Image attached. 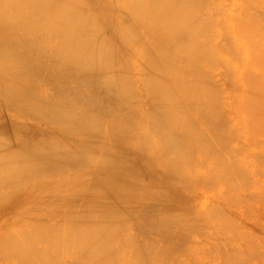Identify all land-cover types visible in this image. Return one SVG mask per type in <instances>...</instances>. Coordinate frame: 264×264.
I'll list each match as a JSON object with an SVG mask.
<instances>
[{
    "label": "bare ground",
    "instance_id": "1",
    "mask_svg": "<svg viewBox=\"0 0 264 264\" xmlns=\"http://www.w3.org/2000/svg\"><path fill=\"white\" fill-rule=\"evenodd\" d=\"M219 1L220 0H214V4L217 3V5H212L213 0H208L206 2L204 0L205 3L203 0H91L88 2L83 0H0V159L3 158L2 161H6L7 166V172H4L6 175L4 174V176H1L0 178H3V180H9L12 179L13 176L15 178L17 175V179L21 180L22 175L25 174L28 178L24 182H22V180L19 181V192L23 190L26 193L28 191L30 194L32 193L34 195L33 198L32 196H28L31 197L30 199L32 200H23V202H20L16 197L18 191L14 192L13 189H8L9 186L6 187L7 189L4 191H2L3 189L0 190V218H3L0 220V259L2 260V264H9L3 263L4 261L12 262L13 264L14 262L15 264H99L101 261L100 263L103 264L102 262L104 260L109 262L108 264H120L121 262V264H123L127 259H123L125 257L119 256V253L122 252L121 255H123V253L129 255V253L132 254L134 250L136 252H134L132 255H129V258H131L133 255L134 256L131 258L132 260L130 259L131 262L127 260V264H129L128 262L131 264H133V262L134 264H138L137 262L142 260L144 257L146 261L149 259H147V256H149V254L146 255L147 253L139 255L136 247L137 249L139 247H143L141 249H146L148 252L156 250L154 248L158 246L160 243L159 241L161 239L164 240V237L162 236L164 230H168L170 224H172V220H174L172 218H174L176 215L178 216L179 214V211L177 212L178 214H176V210H178L181 206L176 208V204H182L183 207H185L184 203H187V200H189V195L192 193L190 190L192 186L190 187V185H193V182L194 185L196 182H198L200 186L202 184H206V179H204V181H200V179H198L199 176H194L196 173H192V171H199L201 166H209L211 161L208 159L210 161L208 162L207 158L204 157L205 155H203V152L205 147L211 143L210 141L215 137L217 131L219 132L220 130V132H222L224 129L227 130V125H222L223 120L226 117L228 118V116L233 114V112H236V114H233L234 116L239 113L238 111H240L242 114L244 111L243 107H246L247 103L249 105L251 103L252 104L251 106L246 107L250 108V110L245 109V112L248 110V112H250L253 109L254 111H258V114L262 113L260 111L264 112V106L259 105L262 98L264 100V94H261L263 93L262 89L264 84L262 83V87L261 82L258 81V83H260L259 85L261 86H258V84L255 85L256 82H254L258 80V78L259 80L261 78L263 79L264 76L262 77L259 74L260 77L257 75L258 77L256 76L257 78L255 80L253 76H255L254 74H256V72H253L255 69L252 70L256 64L258 67H260L258 72L262 71L261 69L264 68V61L259 58V56L263 57L264 48L261 47L262 44H260V42V45L257 44L260 39H257L258 41L255 39V37L258 36L257 34L263 36L264 32L258 33L257 30H259L260 27H254L256 25V21L255 24L253 21L255 19L254 16L256 15H254L253 12H258L260 15L261 12H259V10L263 11L264 6L262 7V5H260V7L258 5L257 7L260 8H258L259 10L256 11L257 7H255V5L252 3L257 4V0L256 2H254L255 0H251V3L250 0H243L246 2L245 5H243L241 2L243 5H241V12H248V14H246L247 17H245V14L239 13L245 17L242 18V20L244 19L245 22L247 21L249 23L245 24V26H243L244 20H241L242 16L239 14V16L229 15L231 17L230 19H233V21L235 17L234 22L237 21L240 24L242 21L241 27H245L247 30L246 31L245 28L241 29L240 25L237 27L238 24L236 23L237 25L235 27H237V29L234 27V30L236 31H234L236 33V37H234L237 38V40L241 39L245 32H248L247 34L245 33V37L247 38L251 32L250 36L243 43H240L243 38L239 41L240 45L238 44V47L236 48L240 49V53L236 48H234L235 51H237L236 53H238L237 57L235 58L236 53L233 50V47H231V44L234 43L232 46H237V44H235V40L230 39L232 35L229 36V30L226 29L229 27L228 23H226L227 25L224 24L227 19H223L225 17L227 18L228 15L224 16L223 18L221 17V15L228 13L225 11L228 9H224V6L227 3L224 5L223 0V3H221L223 7L222 10V8L218 9V7H220ZM229 1L231 2L232 0H228V4ZM248 2L251 8L249 7ZM261 2L259 1L258 3L263 4L264 1ZM231 3L233 4V2ZM206 4H208V7L211 5L212 10L207 11L206 8L208 7H206ZM251 4L253 6H251ZM213 6H216L215 9L217 8L216 13H213L215 11ZM228 7L230 9V6ZM238 7H236V9L234 7L235 11L238 10ZM248 7L249 9H252L253 7L255 10H248ZM221 10L222 13L217 12ZM223 11H225V13H223ZM263 13L264 12H262V14ZM216 14L222 18L221 20L223 22L219 20L220 23L225 25L224 27L222 24L221 28L218 25V21V24H216L217 28L219 26L220 30L226 29L225 31H228L226 35H223L224 30L220 32L221 36H224L222 39L226 41L224 42L226 46L223 45L224 40L222 43H220L222 40L220 39L221 36L218 41L219 43H215L216 39L212 38V36L219 37V33V35L217 33H214L216 35L213 33L210 34V31L217 32L215 29L216 25H214L215 23H212V26L209 25V28L214 26L213 28L215 31H213V28H211L212 30H209V28L207 29V22L210 24V21L213 20ZM250 15L254 17H251L252 21L250 20ZM259 15H256V18H258V20L260 18L263 21L264 16L262 17ZM237 16L240 20L236 18ZM247 18L249 21L246 20ZM217 19L218 18L215 17V20ZM262 21H260V24L257 22V26L262 25ZM246 25L250 26V28H248L249 31ZM241 30H245V32H241ZM263 30L261 29V31ZM200 34H205V36H200ZM238 34L241 36V38L237 37L239 36ZM252 34H255V36H252ZM206 35L210 37H208L209 40ZM260 35L258 37L261 38ZM228 38L230 42L232 40L231 44L227 43ZM262 38L264 41V36ZM210 39H213L211 41L212 43L209 42ZM248 40H250V44H253V46L249 44ZM252 40H254V43ZM254 44L258 46L255 47ZM229 49H232V51H230V53L232 52L230 54L231 61L229 60V62H234V58L236 61L239 59L238 61H242L240 65L242 67L245 64L244 60L240 58L243 56V54L241 56L242 52L245 53L244 55H255V57L252 58L253 61L251 59L252 56L247 59L248 62L250 61L252 63L251 68V63L249 65V63H247L245 60V62L249 65V69L248 67H244L246 68V71H248L244 72L241 77L244 78L245 75V83L248 82L246 79L250 78L249 80H254L252 81L254 84L252 82L251 83L255 88L252 85L249 86L250 84L247 83L249 87L247 86L245 90L250 88L252 92H257V94L259 93V97L254 93H250L249 99L253 97V100H255L250 102L248 98L245 99L246 96H249V94L246 95L247 93L244 91L245 93H243L242 98L245 100H240V103L242 102L241 106L243 105V107H241L239 103L238 106L237 104L235 105V103L231 102L232 109L233 107L235 108V106H237L243 110L241 109V111L236 107L235 109L238 111L235 109L234 111L232 110V113L229 111L230 114H224L225 116L228 115L225 117L223 114L221 115L220 112L222 109L224 110L226 108L224 105H222L224 102L222 100L225 99V96H223L225 95L223 94L225 89L223 88L224 92L222 93L223 95H221L223 99L219 98V93V96L214 94V85L212 87L211 83H217L218 81L215 80L216 82H213V80H210L213 75L210 69H214V66L221 63L222 60L220 59H223L221 58V55H229V53H227L229 52ZM219 52H221V54H219ZM256 56H258V59ZM219 60L220 63L218 62ZM254 61L256 64H253ZM229 62L227 64L228 66H230ZM260 62L262 63L260 64ZM235 63L240 64V62ZM242 63L244 64L242 65ZM222 64V67L224 68L227 66H225V63L223 62L220 64V66ZM238 64L237 67L239 69L240 66H238ZM247 64L245 66H248ZM224 68L223 72H226L225 74L227 75L228 71H224ZM232 69V66L227 68V70L231 71V73L233 72ZM237 70L235 72H237ZM223 72L222 75L219 73L220 76H224ZM248 72H250L249 76L253 77L252 79L248 76ZM218 73H215L213 78L216 77ZM231 75L233 74H229L230 78H232ZM233 76L235 77V75ZM224 78L221 77L224 82L229 80ZM243 78L236 79L238 81L240 79L243 82ZM232 81L230 79L227 84L225 82V84L229 85L230 88H227V86L224 85L227 88L226 90L229 89V94L234 90L232 87H235V82H238L233 80V78ZM241 84L238 83L239 87H237L239 89L241 88ZM256 86H258L259 89ZM237 87H235L236 89L233 92L237 93L243 90H238ZM216 89L218 88H215V91L218 92L219 90ZM222 91L220 90V92ZM234 94L229 95L230 97L232 96V101L234 99L233 102H239V100H237L238 96L236 98L233 97L237 94ZM241 94L238 97L239 99H241ZM214 95L216 97L218 96V99H216ZM256 97L258 98L256 99ZM217 100L220 101V106L219 102L217 106ZM256 100H259L260 103ZM254 102H256V104ZM263 102L261 104H263ZM224 104L226 105V101ZM254 104L255 107H253ZM258 105L262 106L260 107L261 109L258 108ZM213 106L215 108H212ZM218 107L219 109L216 112H220L219 115L212 112L213 109L216 110ZM231 108L229 110H231ZM226 111H228L227 108L224 110V113ZM248 112L246 113L247 115ZM255 113H251V115L254 116ZM241 114L239 113L238 115L240 116ZM217 115L218 117H216ZM247 115L245 116L246 118L250 116V114L248 116ZM213 116H215L216 119H219V123L214 122L217 124V126L221 125L219 130V127L217 128L212 123L215 120ZM209 117H213V120H211ZM221 117H224L222 118V123L220 120ZM237 117L238 116L232 117L233 119L236 118L238 120L235 125L231 123L235 127L237 126L238 122H242L240 121L241 119L239 120ZM260 117L263 118L261 122L259 121V117L258 119L255 117L257 123L255 121V123H250L253 122L251 120H255L251 119L250 117L247 118L250 119V121L247 120V122L245 119H243V116L241 117L242 120H245L243 122H246L247 124L249 122L250 124H248L249 126L247 125V129H245L246 123L243 124L242 122L240 124V126L243 125L241 126L242 130L245 127V130L249 129L250 131L245 132L248 134L251 133L249 135L250 137H245L247 138L249 147L250 145H253L255 147L257 146L256 148H258L260 146L259 144L262 145V141L264 140V138L263 140L262 138L258 140L256 139L260 136V134H263L264 136V132L260 133L261 130L264 131L263 129L260 130V128H264V126L254 127V124L264 125V115L261 114ZM202 119H205L206 125L203 124L205 121ZM206 119H209V121L207 122ZM233 119L230 118L231 121ZM226 122L224 124H226ZM207 123L211 124L212 127H216L215 130L217 129V131L213 130L216 133L213 135L212 139L211 134L213 132L209 130L211 126L209 125V127ZM251 124L253 125L254 131ZM228 126H230V124ZM235 127H232V129H234L233 131L237 129L235 133L231 132V127H228L229 130L227 131H230V134L228 133V138H230L229 136H231L232 133L234 134L231 136L234 137L231 138L233 140L235 139V136L240 135V132H238L239 130L241 131L242 135L246 134L245 132H242L241 129H238V127ZM253 132L258 134V137H256V134ZM224 134L219 137H215V139L217 138L215 143H221L223 141V143L220 144L223 146V148L222 146L220 147L215 143V145L210 144L213 150L215 148L216 151H220V158L224 157V154H227L229 150L227 149L225 152L226 149L224 147L231 148V145L235 144L237 140H240L241 142L238 143L237 141V144L242 145V142L244 144L247 143V141H241L244 139L242 136L239 137V139L236 138V141L233 143L231 139L227 138L226 140L225 136L227 137V134L225 136ZM252 136H255V139H252ZM203 138L206 139L205 142H207V139H211L210 141L208 140L210 143H206V145L203 142ZM259 140L260 142L258 144ZM226 141H229L227 142V145L230 143V146L228 145L229 147L224 145L226 144ZM256 142L257 144L255 145ZM244 144L241 146L242 149L240 147L242 151L245 149ZM248 146L246 147L247 151L245 150V153L248 155L253 153L255 155L254 152L257 150L254 151L255 149H252V151H248ZM217 147L220 148L218 149ZM208 148L212 150L210 147ZM208 148L206 147V150H208ZM221 148L225 150L223 151ZM233 149H230L233 151L229 150V153L234 152L235 154L237 148L236 150L235 148ZM210 150H208V153ZM241 150L237 152L238 154L240 153L239 155L244 156V152L241 154ZM260 150L261 149H259L258 152H260ZM216 151L214 150L216 155H213V157L215 156V159H217ZM223 152L225 153L222 154ZM205 153L207 152H204V154ZM211 153L212 152H210L208 155L210 156ZM260 153L262 154L263 152L261 151ZM228 154L224 158L229 159V162L231 159H233L231 162H234L235 155L230 153L229 156ZM247 154H245V156ZM259 154H257L259 157H257V155L256 157L252 154L250 155L252 156L253 160L256 158V160L260 162L261 157L264 158V155L260 154V157ZM228 156H233L234 158L231 157L230 159ZM210 158L212 159V155ZM258 158L260 160H258ZM226 159L220 160L223 162ZM205 160L207 163H205ZM256 160L254 163L257 164L258 162ZM2 161L0 160V162ZM263 161L264 159L261 162ZM222 162L219 163L223 164L224 166V162ZM236 162L237 161H235V163ZM247 162L248 160H246V163ZM215 164L216 163L214 162L212 163V165ZM218 164L214 166L215 169H213L214 167L210 164L211 167L209 166L210 169L208 168V171L211 170V174H208V182L206 181L209 184H207L208 186L203 185V187H207L206 189H213L214 187L217 188L218 185L216 184V181L218 178L219 180L222 179L221 181L223 185L224 183L228 184H226L224 190H227V186L231 190L234 188L233 192L236 191L235 188L237 189V187H244L239 182V185H236V187L233 184L237 181L242 182V180H239V178L237 180L236 178L239 176L243 177V174L246 172L244 170H247V168L250 170L248 167L249 165H247V168H244V170H239V176L237 174L235 175V171H238L236 168V170H234L232 173L229 172V174L231 173L230 175L233 174V178L231 176L229 177L232 179L235 177V181L232 183V179L229 181V177L226 175L224 176L225 173L221 174L218 172V174H220L216 175V171L222 170L221 172L223 173L226 169H228L225 166L221 169ZM252 164L253 163H251V165ZM259 164L258 166H260ZM232 165L236 166L234 163L230 164V169L227 171H232L231 168L234 167ZM216 166H218V170ZM238 168L242 169L243 167L239 164ZM261 168L262 166H260V168L258 167L257 169L254 167L253 169L255 171L253 173L255 174L256 171L257 173H260V171L262 172ZM32 171L35 172L34 175ZM212 171H215L216 174H212ZM237 171L236 173H238ZM2 173L3 172H1V174ZM260 174L264 175V172ZM222 175L227 177L228 181L225 180ZM248 175L249 174L247 172L244 177L247 178ZM214 176L220 177L215 178ZM249 176L251 177L247 179H251L255 175L252 176L250 174ZM209 177H211L212 180L211 178L209 179ZM196 178L197 180H195ZM261 178L263 179L264 177ZM253 179L254 178L249 180V182L253 181ZM191 180H193V182ZM257 180H255V182L253 181V183H256L255 185L258 188L257 182L260 180ZM212 181H214V183ZM247 181H245V183L242 182V184L246 185L248 183L247 185L249 186L250 183ZM212 183L216 186L212 185ZM209 185L212 186L209 187ZM229 185H231V187ZM213 190H215V188ZM238 190L241 189L239 188ZM261 190L264 194V190ZM228 192L229 194L231 193V191ZM228 192L226 193V191H223L224 194L226 193L224 195L225 197L228 195V198L231 196L233 199L237 198L233 196V192V194L230 196ZM253 193L251 192L250 194L253 195ZM262 193L259 195H262ZM244 196H246V194H244ZM255 197L256 196H254V198ZM228 198L226 197L227 203L233 201L232 198L231 200L229 199L230 201ZM255 199L256 201L258 200L257 198ZM262 200L263 199H261L260 203L264 204V201L262 202ZM246 202H244V204ZM239 204L240 203L237 205ZM249 204L247 205V208L250 207ZM187 206H189V204ZM193 207L194 206L190 207V210L189 207H186L185 210H194L196 213L198 211L200 212L201 208H199V210H195L196 207ZM206 208H208V206H206ZM181 209L182 208L179 209L181 213L179 214L178 219L181 222H184V224H181L184 226V228H186V230H188V228L193 224L197 226H191V230L192 228L195 229V227H201V229H203V226H209L208 223H211L210 230L213 226L214 231L212 229L211 232L213 231L214 234L221 231V235H223L224 231V233L227 232L224 230V228L227 229L228 227L229 229V226H227L229 223H227V221L231 219L229 217L227 220L229 214L227 215V213L224 212L223 214H226L227 216L221 215L220 213L221 211L223 212V210L218 209L217 206L216 208L214 207L212 209V212L216 213L217 216H219L218 218L214 216L216 214L209 212V209L207 210L202 208V211L206 212H200V214L202 213V216H200L198 213L199 219H202L200 222L199 220L196 221L198 218L195 219L193 218L194 216L190 217L189 212H187V214L186 211L182 209L186 213L184 216V213H182ZM173 211H175V213H171ZM218 214L224 217H221ZM248 214H250L251 217L252 212ZM181 215L184 216V218L186 216L190 219L192 218L191 221H193V224H191L190 221L186 223V221L190 220L188 218L186 220L183 218L184 221H182V218L180 219V217H182ZM207 215L211 216V221L213 219L215 223L217 221L216 219L219 220V223L220 220L223 221L226 219L227 221H225L227 223V227L224 225L225 227L218 226V228V222L216 223L217 225H214V222H208L207 220H209V218H207ZM220 217L221 219H219ZM249 218L247 217V219ZM178 219L176 218V221L173 223V225ZM259 220L258 222L261 223L262 220L260 218ZM231 221L234 224V221L230 220V223ZM178 223L174 228L171 226L173 231L178 230L176 229L178 228ZM199 223L206 224L201 226ZM253 223L255 226L257 225L255 221ZM222 224L224 223L221 222L220 225ZM231 224L230 227H233ZM182 225L179 224V226ZM183 226L181 228H183ZM205 227L203 230L206 229L209 231V228L207 229ZM236 227L240 226L237 225ZM135 229L139 230H137L140 234L139 237L137 231H134ZM171 229L169 230L170 232ZM131 230H133L134 233L136 232L138 237L136 239H138L137 241L140 244L139 246L136 245L137 241L135 240L134 233L132 235L133 231ZM179 230L177 231L176 236H179ZM196 230L197 229H195V231L193 230L194 232L192 231L191 235H193V233L195 235V233L199 231ZM234 230L233 232H235V235H239L237 231L239 229ZM246 230H248V227ZM158 231H161V235L158 234ZM169 231L167 233H169ZM229 231L232 230L230 229ZM204 232L202 237L205 236ZM110 233L112 234L111 236H109ZM153 233H156L157 237H159V235L162 236V238L159 237L158 244L155 242L157 239L154 240L156 243L155 246H152L151 244L153 242V238L150 235ZM182 233V235L180 233L182 237L183 235L187 234L186 232L184 233L183 230ZM198 233H196V235L199 237ZM254 233L256 234V232ZM174 234L172 237H174ZM189 234L190 232L187 235L188 237L186 236L184 238L180 236V238H177L179 240H177V242H175L176 240L174 241V237L172 240L174 243H172L171 240H168L174 245L180 242L181 244L179 243V245L182 246V244L187 243L186 239L190 240ZM209 234H206V238L210 237ZM227 234L228 233L225 235L229 239V234ZM245 234L246 233L244 231L241 232L240 237H238L240 242L242 239L246 241L244 238L246 236L247 240H251L249 237L250 234ZM121 235L125 236L122 237ZM216 235L217 234H215V237ZM242 235L245 236L242 238ZM149 236L152 238V240H150ZM258 236L261 235L259 234ZM198 237L195 238L199 240L200 238ZM118 238H120L121 243L123 240L125 242L128 241L127 243H129V240H127V238H129V244H131L133 247L135 245V249L133 247H129V244L125 243L129 248H131V250H127L126 252L128 247L126 249L123 248L125 247V244L123 247H121L123 243L121 244L119 241L117 242V240H119ZM195 238L193 237L192 239ZM231 238H233V236H231ZM203 239H205V237ZM228 239L226 240L228 241ZM235 239L237 240V237ZM235 239H229V241L232 240L233 242ZM141 240L144 245H142L143 243ZM165 240H167V238ZM168 240L167 242H169ZM211 240L215 241L214 238ZM224 240L225 239L222 240L221 244L226 242V240ZM199 241L201 242V239ZM202 242L205 243V241ZM217 242L219 241H215V243ZM232 242H228L230 246L233 245L230 244ZM162 243L165 244L164 241ZM190 243H192V241ZM226 243L224 244L226 245ZM246 243L247 241L244 242V245L245 249L247 250V248L250 246H248V243L246 246ZM107 244H109V246ZM167 244L168 243L165 245ZM187 244L189 245V243ZM207 244L209 245V243ZM240 244L241 243H238V246ZM170 245L171 244H169V246ZM177 245L176 247L179 248L180 253L186 254V248L184 250V246L179 247V245ZM196 245L199 246L200 244L196 243L194 246ZM201 245L204 244L201 243ZM201 245L199 246L200 248L197 246L193 249L199 248L200 253L203 254L201 251L204 246L201 247ZM225 245L223 246L225 247ZM234 245L231 248H235ZM117 246H119L121 249H119ZM167 246L166 248L169 249ZM241 246L242 245H240V247ZM112 247L113 250L115 249V251L119 250V253L116 251V254H119L118 256L114 254L115 251L112 253ZM115 247H117V249ZM164 247L165 246H163V248ZM209 247L211 248V246ZM240 247H238V249H240V253L238 252L239 256L236 255L237 258L235 259L237 262L232 261L237 264L238 259L241 256L243 257V252L245 253V249H242L244 251H241ZM175 248H173L174 252ZM236 248L233 250L234 253L237 250ZM132 249L134 250L132 251ZM217 249L218 247L215 250ZM179 250L177 251L178 253L176 252L177 254L175 253V257H179ZM210 250H212V248ZM109 251H111L112 254H109ZM147 251H144V253ZM219 251L221 252L222 249ZM247 251L249 252V250ZM161 252L165 253V251ZM174 252H172V255H174ZM189 252L191 251H188V254H190ZM213 252L212 254L214 261L216 258H214L215 252ZM84 254H86V257L83 256ZM221 254H219L220 257H216L223 260V257L221 258ZM246 254L248 253L246 252L245 255ZM58 255H60V257L62 255V257L59 258ZM230 255L232 256L234 254ZM108 256L109 258L107 259ZM183 256L184 254H182V257H179V259H182ZM207 256L208 255H206V257ZM246 256L245 261L243 260L244 257L240 258V260L242 259L244 262H246ZM134 257L135 259H133ZM139 257L142 258L140 259ZM152 257L153 253L150 259ZM178 257L175 259L178 260ZM164 258L165 257H163V259ZM171 258L170 263H176L174 262L175 260L173 261ZM207 258L210 259L209 256ZM234 258L230 260H233ZM58 259L60 260L58 261ZM150 259L147 261L148 264ZM189 259L191 260V258ZM225 260H223L221 263H227ZM242 260L239 262L240 264L243 263ZM105 261L104 263L107 264ZM143 261H141L142 263H139L146 264V261ZM160 261L162 263V260ZM192 262L193 261H191V263ZM207 262L205 263L208 264L212 261H209L208 263ZM259 262L262 263V259L261 261L259 260ZM154 264L157 263L154 262ZM178 264L186 263H184L183 260V262H178ZM216 264H220V262Z\"/></svg>",
    "mask_w": 264,
    "mask_h": 264
},
{
    "label": "rangeland",
    "instance_id": "2",
    "mask_svg": "<svg viewBox=\"0 0 264 264\" xmlns=\"http://www.w3.org/2000/svg\"><path fill=\"white\" fill-rule=\"evenodd\" d=\"M83 1H87V2H88V1H91V0H83ZM206 1H208V0H205V2H206ZM209 1H210V0H209ZM245 1H246V0H245ZM245 1H243V0H236V1H235V0H232L231 2H233V4H232L230 1H229V4H228V0H224V3H223V0H222V1L220 0V1H219V3H220L219 6H220V7L217 6L218 9H219V8H220V9L222 8V10H223V7H222V4H221V3H223L224 5L227 3L228 6H230V9H229V7L227 6V4H226L225 6L223 5V6H224V9H226V8L228 9V10H225V11L228 12V13L226 14L225 11H223V13H225V14L221 15V17L223 18L224 16L228 15L227 18L225 17V18H223V19H227L226 22L224 21V22H225L224 24L227 25L226 23H228V26H229V27L226 26V27H227L226 29L229 30V34H230V35H229V34H228V35H229V36H231V35L233 36V37L231 36L230 39L236 41L235 44H237V46H236V45L232 46V45L234 44V43L231 44L232 40H231V42H230V41H229V38L227 39V40H228L227 43H230V44H231V47H233V50H234V51H235L234 48L238 47L239 41L243 38V39L240 41V43H243V42H244V41L250 36V33H251V32H250L249 35H248L247 38H246V37H245V33H246L245 30H246V28L243 27V28H245V30H241V32H245L244 35H242L243 37L241 38V36L238 34L239 36H237V37H240L241 39L238 38L239 40H237V38H235V37H236V36H235V35H236V33H235L236 31L234 30V27L238 24L237 27L240 25V28L243 29V28L241 27V23H242V21H243L244 19L242 20V18L247 17L246 14H248V12H246V11L243 12V13L241 12V5H242V4L245 5V4H246ZM259 1L261 2V1H264V0H257V4H255V3H252V4L255 5V7H257L258 5H259V6L262 5V7H263V6H264V2H263V4H261L262 2L259 4V3H258ZM203 2H204V0H203ZM205 2H204V3H205ZM215 2H216V1H215ZM241 2H242V4H241ZM244 2H245V3H244ZM252 2H253V1H252ZM254 2H256V0H255ZM208 3H209V2H208ZM250 3H251V0H250ZM231 4H232V5H231ZM234 4H235V5H234ZM236 4H238V5H236ZM252 4H251V6H253ZM207 5H208V4H206V7H208ZM212 5H217V3L214 4V0H213V4H212ZM243 5H242V6H243ZM248 5H249V2H248ZM203 6H205V5H203ZM209 6H210V7H208V8L205 7L207 11L212 10L211 5H209ZM238 6H239V7H238ZM215 7H216V6H215ZM215 7L213 6V8H214V10H215L213 13H216V9H217V8L215 9ZM231 7H232V8H231ZM234 7H235V9H236V7H238V10H240V11H238V10L235 11ZM249 7H250V5H249ZM249 7H248V10H251V11H252V9H253V11L255 10L253 7H252V9H249ZM260 7H261V6H260ZM260 7H257L256 11H258V10H259L258 8H260ZM209 8H210V9H209ZM242 8H243V7H242ZM250 8H251V7H250ZM231 9H233V10H231ZM261 9H263V8H261ZM222 10H221V11H217V12H218V13H219V12L222 13ZM242 10H243V9H242ZM246 10H247V9H246ZM248 10H247V11H248ZM211 12H212V11H211ZM237 12H238V13H237ZM249 12H250V11H249ZM259 12H261V14H262V12H264V10H263V11H260V10H259ZM213 13H212V14H213ZM239 13H241V14H245L246 16L244 17V16H242V15L239 14ZM253 13H254V15H255V14H256L257 16L259 15L258 12L256 13V12L254 11ZM238 14H239L240 16H242V17H241V20H242V21H241L240 24H239L237 21L234 22V21H235V17H234V21H233V19H230L231 17L229 16V15L236 16V15H238ZM251 14H252V13H251ZM261 14H260L259 16H262V17H263V16H264V13H263L262 15H261ZM213 15H214V14H213ZM239 15H238V16H239ZM256 15H255L254 17H255V19H257V20H255V19L253 20V21H254V24H255V21H256V25H255L254 27H258V28L260 27L259 30H257V29H255V30H257L258 33H262V32H264V30H263V27H264V22H263V21H264V20L262 21V19L259 18V20L262 21L263 24H262V23H261V24H262L263 26H262V25L257 26L258 24H260V21L258 20V18H256ZM204 16H205V15H204ZM208 16H209V15H208ZM208 16H207V19H208ZM210 16H211V14H210ZM238 16H237L236 18H238ZM248 16H249V15H248ZM212 17H213V16H212ZM215 17L218 18V19L215 20ZM215 17L213 18V20L210 18L213 22L210 21V19H209L210 24L207 22V24H208V25H207V26H208L207 29L210 27L209 25H211L212 23H215L214 25H216V24H218L217 22H218L219 20H220L221 22H223V21L221 20L222 18H220L217 14H216ZM228 17H229V18H228ZM251 17H253V16L250 15V20H251ZM254 17H253V18H254ZM248 18H249V17H248ZM248 18H247L246 20H248ZM253 18H252V19H253ZM228 19H230V20H228ZM263 19H264V18H263ZM231 20H232V21H231ZM238 20H240V19L238 18ZM207 21H208V20H207ZM215 21H216V22H215ZM220 21H219V24H218V25L221 27L223 23L221 24ZM248 21H249V20H248ZM251 21H252V20H251ZM251 21H250V24H251ZM258 21H259V22H258ZM257 22H258V24H257ZM229 23H230V25H229ZM236 23H237V24H236ZM247 23H248V22H247V21L245 22V20H244V22H243V26H245V24H247ZM224 24H223V25H224ZM231 24H233V25H231ZM248 24H249V23H248ZM252 24H253V23H252ZM254 24H253V25H254ZM212 25H213V24H212ZM212 25H211V26H212ZM225 25H224V27H225ZM219 26H218V28H217V25H216V27H215V29H216L217 32H212V31H210V34H212V33H213V34H214V33H217V34L219 33V34H220V35L218 34L219 37H217V36L215 37V36H212V35H211L212 38H214V39L217 40V41L215 40V43L219 41V38H220V36H221V33H220V32H222V31L224 30L223 32H224L225 34L223 33V35H226V33L228 32V31H225L226 29H222V30H220ZM246 26H247V25H246ZM248 26H249V25H248ZM248 26H247V29L250 28V26H249V27H248ZM213 27H214V26H213ZM213 27H211V28H213ZM224 27H223V28H224ZM230 27H231V28H230ZM232 27H233V29H232ZM237 27H235V28L237 29ZM254 27H253V28H254ZM211 28H209V30H210ZM221 28H222V27H221ZM251 28H252V25H251ZM205 29H206V27H205ZM205 29H204V30H205ZM261 29H262L263 31H261ZM211 30H212V29H211ZM250 30H251V29H250ZM205 31H206V30H205ZM207 31H208V30H207ZM213 31H215L214 28H213ZM230 31H232V32H230ZM234 31H235V32H234ZM246 31H247V30H246ZM248 31H249V29H248ZM259 31H260V32H259ZM208 32H209V31H208ZM233 32H234V33H233ZM237 32H238V31H237ZM241 32H240V33H241ZM253 32H254V31H253ZM231 33H232V34H231ZM238 33H239V32H238ZM247 33H248V32H247ZM247 33H246V34H247ZM255 33H256V31H255ZM206 34H208V33H206ZM210 34H209V35H210ZM256 34H257V33H256ZM263 34H264V33H263ZM201 35H202V36H205V34H204V35H203V34H200V36H201ZM214 35H216V34H214ZM253 35L255 36V34H252V36H253ZM257 35L259 36L260 34H257ZM206 36H207V38L209 37L208 35H206ZM229 36H228V37H229ZM234 36H235V37H234ZM258 36L255 37L256 40H257V39H258V40L260 39V41L257 40V41H258L257 44H258V45L262 44L261 47L264 48V46H263L264 41H263V38H262L264 35H263V36L260 35L261 38L258 37ZM244 37H245V38H244ZM205 38H206V37H205ZM207 38H206V40H207ZM209 38H210V37H209ZM209 38H208V40H209ZM222 38H224V36H223V37L221 36L220 39H222ZM225 38H226V37H225ZM250 38H251V37H250ZM212 40H213V39H212ZM212 40L210 39L209 42L212 43V42H211ZM223 40H224V39H222V40L220 41V43H222ZM261 41H262V42H261ZM224 42H226V41H225V40L223 41V45L226 46V45L224 44ZM248 42H249V44H250V40H248ZM252 42L254 43V40H252ZM259 42H260V44H259ZM213 43H214V41H213ZM218 43H219V42H218ZM255 43H256V42H255ZM230 44H229V45H230ZM239 45H240V44H239ZM250 45H251V44H250ZM258 45H255V44H254L255 47L258 46ZM227 46H228V44H227ZM251 46H253V44H252ZM228 47H229V46H228ZM231 47H230V48H231ZM225 48H227V47H225ZM236 49H237V51L239 52L240 49H238V48H236ZM227 50H228V49H227ZM230 51H232V49H229V52H227V53H229V55H221V58H223V59H220V58L218 57L220 60H222L221 63H222V62L225 63V66L228 64L229 60L231 61V59H230V54H231L232 52L230 53ZM234 51H233V52H234ZM237 51H235V53H236ZM241 52H242V51H241ZM239 53H240V52H239ZM219 54H221V52H219ZM242 54H243L244 57L242 56ZM244 54H245V53L242 52V53H241V56H242V57H240V58H242V60H244V63H245V64L242 63V65L244 64L243 67L240 66V65H241V62H242L241 60L238 61V60H239V59H238V60L236 61L235 58H236L237 55H238V53H236V55L233 54V55H235V58H234L235 60L231 57V58L233 59V61H234V62H231L232 65H231V63L229 62L230 66L227 65V66L224 68V67H222L223 64L220 66L221 63H220V60H219L218 62H219L220 64L216 65V63H215L216 66H214V69H210V70H211V73H213L212 78H211L210 80H213V82H214L215 80H217V81L220 83V84H219L218 82H217L218 84H217V83H211L212 87H213V85H214V87H213L214 94H215V95H218V96H219V94H220L219 98H222V99H223V97H221V95L225 94V95H223V96H225V97H224L225 99L227 98L226 100H225V99H224V100L219 99V100L224 101L222 105H224V106L227 108V110H228V111H226L227 113H226V112L224 113V110H226V108H225L224 106H223V107L225 108L224 110L222 109L223 107L221 108L222 111H220V112H221V115L223 114V116H225L224 114H228V115H229L230 113H232V110L234 111V109L237 107V106H235V108L233 107V109H232V108H231V107H232V105H231L232 103H235V105L237 104L238 106H239V104H240V106H241L242 102L240 103V100H241V101H242V100L244 101V100L247 99V98L249 99V97H250V93H251V94L254 93V92L251 91L250 88L246 89L247 91L245 90V88H247L248 84H250L249 86L252 85L253 87H254V85H253L254 82H256L255 85L258 84V86H261L262 83L264 84V78H263V79L261 78L263 82L261 81V79L259 80V78H258V80H256V78L259 76V74H260L262 77L264 76V68H262V67L264 66V64H263V66L261 67V68H262V69H261L262 71H259V72H258V70H259L260 67H258V65L255 63V61L253 62V64L255 63L257 66L255 65V67H253L252 70L255 69L253 72H256V74H254L255 76H253V77L255 78L256 81H254V80L252 79V78H253L252 76H249V74H250V72H251V69H250V72H248V76L251 77L252 81H254V82H252L251 80H249L250 78H249V79H246V80L248 81V82H247L248 84L244 82V80H245V75H244V78L241 77V75L244 74V72H247V71H248V70L246 71V68L248 67V69H249V65H250V63H251L250 61L248 62L247 59L250 58V56H252L251 59L255 57V55L253 56V55H244ZM233 55H232V56H233ZM215 56H219V55H215ZM258 56H259V55H258ZM258 56H256L257 59H258ZM238 58H239V57H238ZM259 58L262 59V61H264V55H263V57L259 56ZM226 59H227V61H226ZM260 59H259V60H260ZM217 60H218V59H217ZM245 60L247 61V63H249V65L245 62ZM252 61H253V59H252ZM235 62H240V64L235 63ZM258 62H259V61H258ZM261 63H262V62H260V64H261ZM237 64H238V66H240L241 68L239 67V69H238ZM246 64H247L248 66H245ZM231 66H232V68H233V69H232V71H233L232 73H231V71H229V70H231V69L227 70V68H229V67H231ZM215 67H216V68H215ZM218 67H219V68H218ZM244 67H246V68H244ZM251 67H252V63H251V65H250V68H251ZM257 67H258V69H257ZM223 68L225 69L224 71H228V72H227V75L225 74L226 72H223ZM237 69H238V70H237ZM219 70H220V72H219ZM236 70H237V72H235ZM238 71H239V72H238ZM218 72L221 73V75H222V72H223V73H224V76H220V74H219ZM234 72H235V73H234ZM242 72H243V73H242ZM253 72H252V73H253ZM211 73H210V75H211ZM215 73H218V75H216V77L213 78V76L215 75ZM228 73H229V74H233V75H235V77H236L237 79H238V78H243V82L245 83V86H244V83H243L240 79H239V81H238L233 75H231L232 78H233V80L238 81V82H235V84H236L235 87H237V86L239 87L238 83H240V84L243 83V84H241V86H240V87H241L240 89H241V90L243 89V90H242V91H239V92H237V90H236L237 93H240V92L242 93V94L240 93V94H241V99L238 98V97L240 96V94H237V93L233 92V91L236 89V88L233 86L234 84L232 85V86H233L232 88L234 89V90L232 89V90H233L232 93L229 94V93H228V92H229V89L226 90L227 88H230V86H229V85H226V84L230 81V79H231V81H232V78L229 77V74H228ZM262 73H263V75H262ZM246 74H247V73H246ZM207 75H208V74H207ZM210 75H208V76H210ZM252 75H253V74H252ZM257 75H258V76H257ZM219 76H220V77H219ZM225 76H226L227 78H226ZM246 76H247V75H246ZM248 76H247V78H248ZM256 76H257V77H256ZM210 77H211V76H210ZM221 77H222V78L225 77L224 79H226V80L229 79V80H227V82L225 81L226 84H225L224 80L221 79ZM259 77H260V76H259ZM219 78H220L221 80H220ZM218 79H219V80H218ZM258 81L261 82V85H259L260 83H258ZM211 82H212V81H211ZM215 82H216V81H215ZM221 82H223V83H221ZM232 82H233V81H232ZM249 82H250V83H249ZM251 82H252L253 84H252ZM230 83H231V82H230ZM233 83H234V82H233ZM215 84H216V85H215ZM221 84H222V85H221ZM224 85H226L227 88H226ZM242 85H243V87H242ZM220 86H221V87H220ZM222 86H223V87H222ZM249 86H248V87H249ZM258 86H256V87L258 88ZM219 87H220V88H219ZM238 87H237V89L240 90ZM262 87H263V85H262ZM215 88H218V89H216V90H219V91H218V92L215 91ZM223 88L225 89V92H224V89H223ZM251 88H252V87H251ZM254 88H255V87H254ZM260 88H261V87H260ZM222 89H223V91H222ZM258 89H259V88H258ZM258 89H256V90H258ZM263 89H264V87H263ZM263 89H262V92H263V93H261L262 95L264 94V90H263ZM220 90H221L222 92H220ZM230 90H231V89H230ZM252 90H253V89H252ZM226 91H227V93H226ZM244 91L247 93L246 95L249 94V96H246L245 99L242 98V97H243V96H242L243 93H245ZM249 91H250V92H249ZM253 91H254V90H253ZM215 92H216L217 94H216ZM223 92H224V93H223ZM248 92H249V93H248ZM218 93H219V94H218ZM222 93H223V94H222ZM234 93L237 94V95H235ZM231 94H232V95H233V94L235 95V96H233L234 98H236V97L238 96V97H237V100H239V102H238V101H237V102H233L234 99H233V101H232V96H231V97L229 96V95H231ZM254 94H256V96L259 97V93L257 94V92H255ZM215 95H214V97H216ZM226 95H227V96H226ZM262 95H261V96H262ZM218 96L216 97V99H218ZM228 96H229V98H228ZM251 97H252V96H251ZM258 97H256V99H257ZM261 98H262V97H261ZM261 98H260V99H261ZM214 99H215V98H214ZM254 99H255V98H254ZM249 100H250V102L255 101V100H253V97H252L251 99H249ZM262 100H263V98H262ZM262 100H261V103L264 101V100H263V101H262ZM225 101H226V105L224 104ZM228 101H230V102H228ZM246 101H247V100H246ZM256 101H257V100H256ZM218 102H219V106H220V101H218V100L216 101L217 106H218ZM227 102H228L230 105H229ZM231 102H232V103H231ZM250 102H249V103H250ZM257 102H259V100H258ZM216 103L214 102L215 105H216ZM221 103H222V102H221ZM238 103H239V104H238ZM245 103H246V102H245ZM254 103L256 104V102H254ZM259 103H260V102H259ZM261 103H260L259 105L264 106V102H263V104H261ZM214 104H213V105H214ZM251 104H252V103H251ZM251 104L249 105V104L247 103L246 107L251 106ZM255 104H254L253 107H255ZM215 105H214V106H215ZM259 105H258V108L261 109L260 107H262V106H259ZM214 106H213L212 108H215ZM233 106H234V105H233ZM241 107H243V105H242ZM246 107H243V108H244V111L242 112V114H241L240 111H238L237 109H235V110H237V111L241 114L240 116L238 115L239 113H237V115L234 116L233 114H236V112H235V113L233 112V114L229 115L230 117H229L228 115H226V116H228V118L225 116L226 118L223 120V124H222V125H227V126H226L227 130L224 129L225 131L222 130V132H220V130H219L221 125L218 124V125H220V126H217V124L214 123V122L217 123V122L219 121V119L217 118V119H218V120H217V119L215 118V116H213V117L215 118V120H214L212 123H213V125H215L217 128L219 127V128H218L219 132L217 131V129L215 130L216 127H214V126L212 127L211 124H209L211 121H210L209 123H207L208 126H209V125L211 126V127L209 126V127H210L209 130L213 132V133L211 134L212 136L209 135V136H211V139H212L213 135H215V133H216V132H214V131H217V133H216L217 136L215 135V137H219V136L223 135L224 132H225L224 136L227 134V137L225 136V139L227 140L228 135L230 134V131L227 132V131L229 130L228 127H229V128L231 127V129H232V127H235V126H233L232 124L235 125V123L238 121L236 118L233 119L232 117H236V116H238L237 118H238L239 120L241 119L240 121H242V122L245 121V120H246V122H247V120L250 121V119H247V118H249V117H250L251 119H255V117L258 119V117H259V118H260V120H259L260 122L263 120V118L260 117L261 114L264 115V112H263V111H260V112H262L261 114H258V111H256V110L254 111V109L251 110L250 112H248V111L250 110V108H246ZM230 108H231V110H229ZM237 108H239V107H237ZM218 109H219V107H218L216 110L213 109L212 112H213V113H217L216 111H217ZM221 109H220V110H221ZM239 109H240V108H239ZM241 109H242V108H241ZM241 109H240V110H241ZM245 109H249V110L245 112ZM256 109H257V108H256ZM214 110H215V112H214ZM242 110H243V109H242ZM242 110H241V111H242ZM262 110H263V109H262ZM229 111H230V113H229ZM252 111H254V112H252ZM218 112H219V111H218ZM220 112L217 113V114L219 115ZM222 112H223V113H222ZM247 112H248V115L250 114V116H248V115L246 114ZM255 112H257V113H255ZM213 113H212V114H213ZM244 113H245V115H244ZM251 113H255V114H256V115L254 114L255 117H254L253 115H251ZM213 115H214V114H213ZM218 115H217L216 117H218ZM221 115H220V116H221ZM246 115L248 116L247 118L245 117ZM258 115H259V116H258ZM211 116H212V115H211ZM242 116L244 117L243 119H245V120H242V118H241ZM251 116H253V117H251ZM213 117H212V118L209 117V118H211V120H213ZM222 118H224V117H221V118H220L221 123H222ZM230 118L233 119V120L231 121ZM226 119H227V122L229 121L228 124H227V122H226ZM202 120L205 121V119H202ZM206 120H207V119H206ZM208 121H209V119L207 120V122H208ZM251 121H253V122H250V123H255V122H256V119H255V120H251ZM254 121H255V122H254ZM225 122H226V124H224ZM242 122H241V123H242ZM246 122H243V124H245ZM260 122H259V123H260ZM218 123H219V122H218ZM231 123H232V124H231ZM241 123H240V122L237 123V126H236V127H238V129H241V126H243V125L240 126ZM256 123H257V122H256ZM203 124L206 125V121L203 122ZM229 124H230V126H228ZM248 124H249V122H248ZM248 124L246 123V128L244 127L245 129H247V125H248ZM262 124H263V123H262ZM238 125H239L240 127H239ZM249 125H250V124H249ZM249 125H248V126H249ZM255 125H256V124H254V127H257V126H259V127L262 126V127H263V126H264V125H260V124H257L256 126H255ZM244 126H245V125H244ZM251 126H252V128H253V125H252V124H251ZM236 127H235V128H236ZM221 128H222V127H221ZM223 128H225V127H223ZM244 128H243V130L241 129L242 132H245V131H246V132H250L249 129H248V130H245ZM252 128H251V129H252ZM231 129H230V130H231ZM255 129H256V128H255ZM261 129L264 130V128H260V130H261ZM213 130H214V131H213ZM233 130H234V129H232L231 132L235 133L237 129H236L235 131H233ZM260 130H259V131H260ZM253 131H254V128H253ZM256 131H257V129H256ZM259 131H258V132H259ZM226 132H227V133H226ZM238 132H240V133H239L240 135H239V136H235V139H236V138L239 139V137L242 136V138H244V139H242V138H240V139H242L241 141H245V142L247 141V138H245V137H246V136L250 137L249 135L251 134V133L248 134V133L245 132L246 134L243 133L244 135H242V133H241L240 130H239ZM251 132H252V131H251ZM258 132H257V133H258ZM261 132H264V131L261 130L260 133H261ZM218 133H219V134H218ZM228 133H229V134H228ZM233 133H232V135H234ZM253 133H254V132H253ZM254 134H256V133H254ZM1 135H2V134H1ZM232 135H231V136H232ZM236 135H237V134H236ZM252 135H253V134H252ZM257 135H258V134H256V137H258ZM261 135H262V136H261ZM231 136H229L230 138H228V139L234 138V137H231ZM206 137H207V135H206ZM215 137H214L212 140H211V139H207V142H205L206 139L203 138L204 141H203V140H202V141H203L205 144H206V143L208 144V143L211 142L210 144L213 145V144L215 143L216 139H217V138L215 139ZM254 137H255V136H254ZM254 137L252 136L251 138L253 139ZM207 138H208V137H207ZM209 138H210V137H209ZM261 138H262V140H263V138H264L263 134H260V136H259L258 138H256V139L258 140V139H261ZM218 139H219V138H218ZM223 139H224V138H223ZM225 139H224V140H225ZM235 139H234V140L231 139L233 143H234V141H236ZM245 139H246V140H245ZM254 139H255V138H254ZM208 140H209V141L211 140V141L209 142ZM249 140H250V139H249ZM219 141H220V140H219ZM237 141H238V140H237ZM237 141H236V142H237ZM255 141H256V140H255ZM263 141H264V140H263ZM263 141H262V145L259 144L260 140L258 141V144L260 145V146H259L260 148H259V147L256 148L257 146L255 147V146H253V145H250V147H249V146H248V145H249V144H248V141H247V143H245V144L242 142V145H243V144L245 145V146H244L245 149H243L244 151L241 150V149H242V147H241L242 145H241V144H237L236 142H235V144L232 143L235 147H234L233 145H231V148H226V147H224L226 150H225V149H222L223 146L220 145V144L223 143V141H222L221 143H220V142H216L215 144L218 145V146H220V147L222 146L221 149H222L223 151L225 150V152L227 151V149L230 150V149H233V148H235V150H236V148H237V151L241 150V151H240L241 154H242V152H244V153H243L244 156L242 155L243 157H242L241 155H239L240 153L238 154L237 151H235V154H234V152H230L231 154L233 153V155H235V158H234L233 156H231V157L234 158V162H233V161H232V162H233L235 165H236L239 161L241 162V161L243 160L241 163L239 162L236 166L232 165V166H234V167L231 168L232 171H231V170H230V171H227L228 169H230V166H229V165H230V164H233V163L231 162V160H233V159H231V157H229V156H230V155H229V154H230V153H229V150H228L227 154L229 153V154H228V155H229L228 157L231 159L230 162H229V159L224 158V157L227 156V154H226L225 152H223L222 154L225 153L226 155L224 154V157L220 158V156H219L220 151L218 152V151H216V149L214 148V150L217 152V156H216L217 159H215V156L213 157V155H216V154H215V152H214V150L212 149V146H211L210 144H209L210 146L206 144V145H207L206 147H207V148L210 147V148L213 150V151H212V150H210V149L208 148V150H210V152H212V153L214 152L213 154L211 153V155H212V159L210 158L211 155H210V156L208 155V154H210V152L208 153V150H206V147H205V149H204V152H207V153L204 154V152H203V155H205L204 157H206L207 160L209 159V160L211 161V162H210V161L208 160V162H210L211 165H212L213 162L216 163L215 165H217L219 162H222L220 159H222V160L226 159V160H225L226 162H225V161H223V162H224V166H225L226 168H228V169H226V168H225L226 170L223 169V170H225L223 173L221 172L222 170H221V171H216L217 174L215 173V171H212V174L215 173L216 175H219L220 173H221V174H224V173H225L224 176H225V175H226L227 177L231 176V177L233 178V174H232V175H230V174H231L234 170L238 169V171L236 170L238 173H236V171H235V175L237 174V175L239 176V172H240L239 170H244V168H247L246 166L249 165L248 167H249L250 170H248V168H247L248 171H247V170H244V171H246V172H245V174H243V177H240V176L237 177V176H236V177H237L236 179L238 180V178H239V180H242V182L245 183V181L248 180L247 182H249V180H251L252 178H254L255 180H257V179L259 178V179L257 180V181L260 180L259 182H257V183H258V188H257L256 185H255L256 183H255V184L253 183V181L255 182V180L253 179V181H250V182H249V183H250L249 186H251V183H252V186H251V187H249V186L247 185L248 183H247L246 185H245V184H242L241 181H237V182H235V183H237V184H235V183L233 184V185H235V187H236V185H239V184H238V182H239V183H241V185L244 186V187H242V186H241V187H237V189L235 188V190H236L237 192L239 191L238 193H240V194H238L236 191L233 192V190H234L233 186H232V188H233L232 190H231L230 188H228V186H227V188H226L227 190H224V189H225V186H226L227 183H226V184L224 183V185L222 184V181H221L222 179L219 180V178H218V177L221 176V175H220V176H218V177H217V176H216V177L214 176L215 178H218V180L220 181V182H219V181L216 179V180H217V181H216V182H217L216 184L218 185V187H217V188L214 187L215 190H213V189H214L213 187H212L213 189H211V188L206 189L207 187L204 186V187H205V188H204L203 185L208 186L207 184H209V183H207V182H208L207 179H208V176H209L208 174H211V173H210L211 170L208 171V168L210 169V167H211V165L209 164L210 167H209V166H205V167H204V166H201V167L199 168V171H197V170H193V171H192V173H196V174H194V176H196V177L199 176L198 179H200V181H202V180L204 181V179H206V180H205V183H206V184H202V185L200 186V184H199L198 182H196V183H198V184L195 183V185H196V187H195L193 180H191V181L193 182V185H194V186H193L192 184L190 185V187L192 186V188H190V190L192 191V193H191V195H189V200H187V203H184V206H185V207H183L182 204H179V205L176 204V205H177L176 208H179V207L181 206L180 208H182L184 211H186V210H185L186 207H187V208L189 207V210H190V207L194 206V207H196L195 210H197V209L199 210V208H201V209H200V212H204V213H205L206 211H202V208L207 209V210L209 209V212H212V209H213L214 207L216 208V206H217L218 209L223 210V212L221 211V213H220L221 215H224V214H223L224 212H226L227 215H228V214L231 215V216L228 215L227 220H228L229 217H230V218H231L230 220H233V221H234V224H235L236 226L239 225L240 227H236V226L233 224L232 221H231V223H232V224H231V223H230V220L227 221V220L225 219V220L227 221V223L229 222L228 225H227V226H229V229H228V227L226 226L227 223H226L225 220H223V221H225V222H223V221L220 220V223H219V220L215 218V219L217 220L216 223L218 222V223H217L218 225H217V224L213 221V219H212V221H211L210 218H212V217L209 216L211 213H210L209 215H207V218H209V220H207V219H206V220H207L208 222H209V221L214 222V223H215L214 225H217V227H218V226H219V227H220V226L222 227V226L225 225V226L227 227V229L224 228L225 226H224L223 228H224V230L227 231L226 233L229 234V235L227 234V235L230 237L229 239H233V240H234V239L237 237V240L235 239V241H233V242H232V240L229 241L228 237L225 235L226 233H224L225 231L223 232V229H222L223 235H221V231H219V232H220V234H219V232H216V230H215V232H216L215 234H217L216 237H215V234H214V232H213V231H214V228H213V226L211 227V228L213 229V231H212L213 234H212V232H211L212 229L210 230L211 223H208V222H206V223H208L209 226H208V225H205L206 223H203V224L206 226V227L203 226V229H204V227L207 228V229L209 228V231L206 230V229L203 230V229H201V227H200V228L198 227L199 229H198L197 227H195V229L199 230L201 233H200L199 231H198L199 233L196 232V233L199 234V237L196 235V233H195V235H194V233H193V235H191V234H192L191 232H192L193 230L195 231V229L192 228V230H191L190 227H191V226H192V227H193V226H197V225H194V224H193V221H191L192 218L190 219V218H188L187 216L184 218V216H185V214H186L187 212H189L190 217H193V216H194L193 218H195V219L198 218V219H196V221L199 220V222H200V221L202 220V219H199V214H200V212L198 211V212L196 213V211H194V210L189 211V210L187 209L188 211H186V213H185V212L181 209V210H182V213H184V216L181 215L182 217H180V219L182 218L181 220L184 221V220H186V219L188 218V219H190V220L186 221V223L190 221L191 224H193V225H191V226L189 225V226H190L189 228H188V226H187V228H188V230H189V232H190V234H189V235H190V237H189L190 240H189V239H188V240L186 239V241H187V243H189L190 246H189L187 243H186V244H187V245H186V244L183 242V243L185 244V246H184V244H182V246H184V247H183L184 250H185V248H186V254H185V253H180L179 248L176 247V245H177V244L179 245L180 242L177 243V244H175V245L172 244V243H174L175 240H176L175 242H177V240H178L177 238H180V236L183 234V233H182V230H183L184 233H185V232L187 233L188 230H186V228H184V226L182 225V224H184V222H181V221L178 219V216H179V214L181 213L180 210H179L180 208H179L178 210H176V214L179 213L178 216L176 215L177 217L174 216V218H172V219H174V220H172V224H170V226H169L170 229H171L172 227L174 228L175 225H176V224L178 223V221H179V223H178V228H176V229H178V230H179V227H180V230L182 229L181 232H180V230H179V232H178L179 236H178V235L176 236L178 230H177V231L174 230V231L176 232V233H175V232L173 231V229H171V232H170V231H169L170 229L168 228V230H167V229L164 230V233L162 232L163 234H165V235L162 234V236L164 237V240L161 239V240L159 241V242H160V243H159V242H158L159 237L162 238V236H160V235H161V234H160L161 231H158L159 233L157 232L158 234H160L159 237L156 236V235H157L156 233H153V234L150 235V236H152L153 240H152V238L149 236L150 240L153 241V242L151 241V242H152V243H151L152 246H155V245H156L155 242H157V244L159 243L158 246L162 244V245H161L162 247H161V246H159V247L156 246V248H154V249H156V250H152L151 252H148L146 249H145V250H142L141 248H143V247H141V248L139 247L138 249H137V247H136V250H138V251H137L138 254L140 255V254H146V253H147L146 255L149 254V256H147V259H148V258L150 259V257L152 256V253H153V257L150 259L149 264H151V263L154 264V262L157 263V264H169V263L171 262V260H170L171 256H172L171 259H173V261L175 260L174 262H176V263H174V264H178V262H183V260H184V263H186V264H187V263H189V264H192V263L196 264L197 261H199V262H197V264H204V263L207 262V261H208V262H209V261H212V262H210V263L207 262L208 264H212V263H213V264H216V263H219V262H220V264H228V262H229V264H237V263H235V262H237V260H235V259L237 258V256H239L238 254L240 253V249H238V247H240V245H242L240 248H241V251H244V250H242V249H245L244 242L247 241V243H248L249 245L246 243V246H247V245L250 246L249 248H247V250H249V252H250V255H249V252L245 249V253L247 252L248 254H246V255H247V256H246L245 253L243 252V254H244V255H243L244 259H243V260L245 261V256H246L247 259H246V262H244V261L241 259L242 262H243L242 264H245V263L247 264V263H249V262H250L251 264H257V263L259 262V260L261 261V259H262V263L259 262L258 264H260V263H261V264H264V262H263V259H264V248H263V246H264V242H263V241H264V228H263V225H264V206H263V205H264V204L260 203L261 199H263L262 202L264 201V198H263V197H264V194L262 193V190H261V189L264 190V186H263V185H264V178H263V179L261 178V177H264V175H263V174H260V173H263V172H264V171H263V169H264V167H263V166H264V163H263V162H264V161L261 162V161L264 159L263 157H261V155H264V142H263ZM224 142H225V141H224ZM227 142H229V141H226V144H224L225 146L227 145ZM239 142H240V140L238 141V143H239ZM253 142H254V140H253ZM240 143H241V142H240ZM249 143L251 144L250 141H249ZM215 144H214V145H215ZM246 144H247V145H246ZM252 144H253V143H252ZM256 144H257V142L255 143V145H256ZM228 145L230 146V143H229ZM228 145H227V146H228ZM239 145H240V146H239ZM229 146H228V147H229ZM232 146H233V147H232ZM247 146L249 147V148H248V151H249V150L252 151V149H253V150L255 149L254 151L257 150V151H256L257 154H259L261 151L263 152L262 154L260 153L261 155L259 154L260 157H261V161H260V162H258V161L256 160V158H254V159L258 162L257 164L254 163L255 160H253L252 156L250 155V154H252L253 156L256 157V155H257L256 152L253 151V152L255 153V155H254L253 153H250L249 155H250L251 157H250L247 153H245V150L247 151V149H246ZM220 147H217V148L219 149ZM238 147H239V150H238ZM240 147H241V149H240ZM244 147H243V148H244ZM250 148H251V149H250ZM218 149H217V150H218ZM259 149H261L260 152H258ZM233 150H234V149H233ZM233 150H230V151H233ZM221 152H222V151H221ZM236 152H237V153H236ZM206 154H207L208 156H207ZM245 154H247L248 156H247V155L245 156ZM236 155H237V159H236ZM257 157H259V156L257 155ZM206 158H205V159H206ZM241 158H242V159H241ZM244 158H245V161H244ZM249 158H250V159L252 158V159L250 160ZM262 158H263V159H262ZM2 159H3V158H1L0 160L2 161ZM238 159H239V160H238ZM212 160H213V161H212ZM227 160H228L229 163L227 162ZM246 160H248L247 163H246ZM258 160H260V159L258 158ZM216 161H217L218 163H217ZM235 161H237V162L235 163ZM4 162H5V163H4ZM223 162H222V163H223ZM249 162H250V163H249ZM1 163H2V164H1ZM205 163H207L206 160H205ZM227 163H228V166H227ZM243 163H246V164H243ZM251 163H253V164H252L253 166L251 165ZM259 163H260V164H259ZM261 163H262V165H261ZM239 164H240V166L243 167L242 169H240L241 167L238 168V165H239ZM242 164H243V165H242ZM258 164H259L260 166H262V168H263V169L261 168L262 172L260 171V173H257V171H256L255 174H254L253 172H254L255 170H254L253 168H254V167H255L256 169H257L258 167L260 168V166H258ZM3 165H5V166H3ZM215 165H212V166L214 167ZM250 165H251L252 167H251ZM218 166H220L221 169H222V167H224L223 164H220V163L218 164ZM218 166H216V167H217V170H218ZM244 166H245V167H244ZM202 167H203V168H202ZM206 167H207V169H206ZM213 167H212V168H213ZM220 167H219V169H220ZM233 168H234V169H233ZM235 168H236V169H235ZM251 168H252V169H251ZM6 169H7L6 161H2V162H0V177H1V176H4V174H5L4 172H7ZM213 169H215V167H214ZM226 171H227L228 173H227ZM258 171H259V169H258ZM1 172H3V173L1 174ZM207 172H209V173H207ZM218 172H220V173L218 174ZM229 172H231V173L229 174ZM247 172H248L249 175L251 174L252 176H254V175H255V176L252 177L251 179H247V178L251 177V176H249V175H248L247 178L244 177V175H246ZM249 172H250V173H249ZM32 173H33V175H34L35 172L32 171ZM32 173H31V174H32ZM206 173H207V175H206ZM241 173H242V171H241ZM227 174H228V175H227ZM258 174H259V175H258ZM5 175H6V174H5ZM235 175H234V176H235ZM240 175H241V174H240ZM257 175H258V176H257ZM262 175H263V176H262ZM194 176H193V178H194ZM222 176H223V175H222ZM224 176H223V177H224ZM211 177H213V176H211ZM211 177H209V179H210ZM227 177H224L225 180H227ZM231 177L228 178L229 181H231V180H230V179H232ZM13 178H14V176H13ZM13 178H12V179H9L10 181H9V180H3V178H2V179L0 178V180H1V181H0V190L3 189L2 191H4V190L7 189L6 187L9 186L8 189H13L14 192H17V191H18L16 197L18 198V200H19L20 202H23V200H27V201L32 200V199H30L31 197H28V196H32V198H33L34 195H33L32 193L30 194L28 191H27V193H26V192H24L23 190H21V191L19 192L20 189L18 188L19 181H21V180H22V182L26 181L27 178H28L27 175L23 174L22 177H21V180H20V179H17V175H16V177H15L14 179H13ZM215 178H214V179H215ZM242 178H243V179H242ZM214 179H213V180H214ZM244 179H245V181H244ZM2 180H3V181H2ZM195 180H197V178H196ZM211 180H212V178H211ZM211 180H210V183H211ZM223 180H224V179H223ZM11 181H12V182H11ZM200 181H199V182H200ZM206 181H207V182H206ZM227 181H228V180H227ZM234 181H235V177H234V179H232V183H233ZM212 182L214 183V181H212ZM189 183H190V181H189ZM202 183H203V182H202ZM213 183H212V185H214ZM230 183H231V182H230ZM230 183H229V184H230ZM232 183H231V184H232ZM5 185H6V186H5ZM212 185H209V187L212 186ZM227 185H228V184H227ZM12 186H14V187H12ZM214 186H216V185H214ZM229 186L231 187V185H229ZM245 186H246V187H245ZM254 186H255L256 188H255ZM16 188H18V189H16ZM239 188H240L241 190H238ZM243 188H244V189H243ZM210 189H211V190H210ZM228 189H229V190H228ZM207 190H208V191H207ZM223 191H226V193H227L228 191H231L230 194H229V192H228L229 196H230L231 194L234 193L233 196H234V197H237V198H239V199H237V198H234V199H233L232 196H231L230 198H228V195H226V197L228 198V200H229V199L231 200V198H232V200H233L232 202L227 203V202H226L227 199H226V197L224 196L226 193L224 194ZM245 191H246V193H245ZM247 191H248L249 193H248ZM232 192H233V193H232ZM251 192H252V193H253V192H256V193H253V195L255 194L254 196H256L255 198L258 199L257 201H256V199L254 198V196H253L252 194H250ZM263 192H264V191H263ZM261 193H262V195H259V194H261ZM242 194H243V195H242ZM244 194H246V196H244ZM248 194H250L254 199H253L250 195H248ZM256 194H257V195H256ZM236 195H237V196H236ZM258 195H259V196H258ZM247 196H248V198H247ZM249 196H250V197H249ZM257 196H258V197H257ZM244 197H245V198H244ZM260 197H261V198H260ZM250 198H251V200H250ZM259 198H260V199H259ZM248 199H249V200H248ZM33 200H34V199H33ZM230 200H229V201H230ZM237 200H238V201H237ZM244 200H246L247 202L244 201ZM252 200H255L256 202H255V201H252ZM249 201H252V202H249ZM258 201H259V203H258ZM203 202H204V203H203ZM237 202L240 203V204L237 205V204H238ZM244 202H246V203L244 204ZM247 203H248V204H249V203H251V204L253 203V204H252V205L249 204L250 207L247 208V205H248ZM254 203H255V204H254ZM263 203H264V202H263ZM188 204H189V206H187ZM235 204H236L237 206H236ZM246 204H247V205H246ZM261 204H262V205H261ZM190 205H191V206H190ZM206 206H208V208H206ZM209 206H210V207H209ZM228 206H230V207H228ZM251 206H252V207H251ZM260 206H262V207H260ZM194 207H193V208H194ZM211 207H213V208H211ZM237 207H239V208H237ZM256 207H258V208H256ZM176 208H175V209H176ZM193 208H191V209H193ZM252 208H253V209H252ZM255 208H256V209H255ZM261 208H262V209H261ZM244 209H246V210H244ZM247 209H248L249 211H248ZM210 210H211V211H210ZM215 210H216V209H215ZM225 210H226V211H225ZM251 210H252V211H251ZM178 211H179V212H178ZM192 211H194L195 213L192 212ZM213 211H214V210H213ZM216 211H218V210H216ZM216 211H215V212H216ZM259 211H260V212H259ZM262 211H263V213H262ZM177 212H178V213H177ZM244 212H245V213H244ZM246 212H247V213H246ZM250 212H252L251 217H253V218H251V217H250V214H248V213H250ZM171 213H175V211H173V212H171ZM198 213H199V214H198ZM212 213H213V212H212ZM217 213H218V212H217ZM187 214H188V213H187ZM193 214H194V215H193ZM195 214H196V215H195ZM201 214H202V213H201ZM201 214H200V216H202ZM213 214H216V213H213ZM213 214H212V215H213ZM220 214H218V215H220ZM254 214H255V215H254ZM260 214H261V215H260ZM173 215H174V214H173ZM173 215H172V216H173ZM221 215H220V216H221ZM227 215L225 214L224 216H227ZM247 215H248V216H247ZM252 215H254V216H252ZM196 216H197V217H196ZM203 216H205V215H203ZM214 216L217 217V218L219 217V216H217V214L214 215ZM224 216H221V217H224ZM242 216H243V217H242ZM221 217H220L219 219H221ZM247 217H248V218L250 217V218L247 219ZM176 218H177L178 220H177V222L173 225V223L176 221ZM183 218H184V220H183ZM202 218H203V217H202ZM232 218H233V219H232ZM259 218L262 220L261 223L258 222ZM2 219H3V218L1 217L0 220H2ZM257 219H258V220H257ZM204 220H205V218H204ZM252 221H253V222L255 221V223H256L257 225L255 226V224H254ZM259 221H260V220H259ZM203 222H204V221H203ZM221 222L224 223V224L220 225ZM257 222H258L259 224H258ZM181 223H182V224H181ZM194 223L196 224L195 221H194ZM197 223H198V222H197ZM179 224L182 225L183 228H181L182 226H179ZM189 224H190V223H189ZM199 224H201V226L203 225L202 223H199ZM230 224H231V226H233V227H230ZM241 224H242V226H241ZM262 224H263V225H262ZM186 225H187V224H186ZM260 225H262V226H260ZM171 226H172V227H171ZM199 226H200V225H199ZM234 226H235V227H234ZM176 227H177V226H176ZM185 227H186V226H185ZM219 227H218V228H219ZM247 227H248V230H246ZM134 228H135V227H134ZM232 228H233V229H232ZM240 228H241V229H240ZM200 229H201V230H200ZM215 229H216V227H215ZM220 229H221V228H220ZM230 229H231L232 231H229ZM234 229H239V230H237L239 235H235V232H233ZM242 229H243V230H242ZM137 230H138V229H137ZM137 230L135 229L134 231H137ZM184 230H185V231H184ZM190 230H191V231H190ZM197 230H196V231H197ZM202 230H203V231H202ZM245 230H246V231H245ZM131 231H133V230H131ZM134 231L132 232V235H133ZM138 231H139V230H138ZM138 231H137V234H138V237H139L140 234H139ZM165 231H166V232H165ZM168 231H169L170 234L167 233ZM172 231H173V232H172ZM194 231H193V232H194ZM204 231H205V232H204ZM228 231H229V232H228ZM234 231H235V230H234ZM237 231H236V234H237ZM243 231L246 233L245 235H247V234L249 235V234H250L249 237L251 238V240H249V239L247 240V236L244 237L245 235H242V238L244 237V238L246 239V241L243 240L242 238H240V239H242L241 242L239 241L238 237H240V234H241V232H243ZM251 231H252V232H251ZM154 232H155V231H154ZM189 232H188V233H189ZM203 232L205 233V236H204L205 239H203L204 237H202V236L204 235ZM206 232H207V233H206ZM230 232H231V233H230ZM250 232H251V233H250ZM254 232H256V234H255ZM174 233H175V234H174ZM180 233H181V235H180ZM188 233L185 234V235H183V237H182V236H181V237H182V238L186 237V236L188 235ZM209 233H210V234H209ZM232 233H233V235H232ZM252 233H253V235H252ZM257 233H258V234H257ZM154 234H155V235H154ZM166 234H167V235H166ZM173 234H174V237H175L176 239H175L174 237H172ZM206 234H209L210 237L207 236L208 238H206ZM211 234H212V237H211ZM243 234H244V233H243ZM254 234H255V235H254ZM259 234H260L261 236H258ZM107 235H108V234H107ZM111 235H112V234L110 233L109 236H111ZM134 235H135V240L137 241L138 239H136V238H138V237H137V235H136V232L134 233ZM170 235H171V236H170ZM219 235H220V236H219ZM224 235H225L226 237H225ZM234 235H235V236H234ZM121 236H122V235H121ZM124 236H125V235H124ZM124 236H122V237H124ZM154 236H155V238H154ZM191 236H192V237H191ZM213 236H214V237H213ZM223 236H224V237H223ZM231 236H233V238H231ZM262 236H263V238H262ZM122 237H121V238H122ZM168 237H169V238H168ZM187 237H188V236H187ZM193 237H194V238H195V237H196V238H197V237L200 238V239H201V242L199 241L200 239H199V240L196 239V238H195V239H192ZM218 237H219V238H218ZM234 237H235V238H234ZM255 237H256V238H255ZM125 238H126V237H125ZM125 238H124V239H125ZM133 238H134V237H133ZM166 238H167V240L169 239V240H171V241H172L173 238H174V241H172V243H170L171 241L168 240L169 242H167V240H165ZM170 238H171V239H170ZM212 238H214L215 241L218 240L219 242L215 243V241H212V240H211ZM220 238H221L222 240H223V239H225V240L228 239V241L226 240V242H227V243H228V242H232V243H230V244H233V245H234V242H235V245H237V246L234 245V247H235V248L237 247L236 249L239 250V251L236 250L235 253H237V254H235L234 251H233L235 248H231V247H233V245L230 246L229 243L227 244L226 242H223V244H221L222 240H221ZM118 239H119V240H117V242L119 241V242L121 243L120 238H118ZM122 239H123V238H122ZM156 239H157V241L154 242V240H156ZM207 239H209V240H207ZM219 239H220V240H219ZM127 240H129V243H130V239L127 238ZM135 240H134V241H135ZM150 240H149V241H150ZM195 240H197V241H195ZM225 240H224V241H225ZM112 241H113V240H112ZM123 241H124V240H123ZM123 241H122L123 245H121L122 243H121V244L119 243V244L121 245V247H123L124 244L128 242V241H127V242H125V241L123 242ZM136 241H135V242H136ZM163 241L165 242V244L168 243V244H167L168 246L165 245L164 243H162ZM178 241H179V240H178ZM183 241H184V239H183ZM191 241H192V243H190ZM194 241H195V242H194ZM202 241H205V243H206V241H207V243H209V245H208L207 243L205 244V243L202 242ZM258 241H260L261 243L258 242ZM141 242H142V240H141ZM193 242H194V243H193ZM198 242H200V243H198ZM249 242H252V243H249ZM262 242H263V243H262ZM129 243H127V244H129ZM142 243H143V242H142ZM149 243H150V242H149ZM196 243H197V244H200V245H201V243L204 244V245H201V247L204 246V248H202V251H201V252H203V254L200 253V250H199V248H200L199 246H200V245H199V246H198V245L194 246ZM224 243H226L227 247H226V245H225ZM238 243H241V244L238 246ZM242 243H243V244H242ZM113 244H114V243H113ZM127 244H125V247H123V248L126 249L128 246H129V247H133V246H131V244H129L128 246H127ZM163 244H164V245H163ZM169 244H171V245L169 246ZM180 244H181V243H180ZM216 244H217V247H218V249H217L218 251L215 250V249L217 248V247H216ZM261 244H262L263 246H262ZM107 245L109 246V244H107ZM117 245H118V244H117ZM120 245H119V246H120ZM136 245H138V246L140 245V244L138 243V241H137V244H136ZM142 245H144V243H143ZM142 245H141V246H142ZM178 245H177V246H178ZM205 245H206V246H205ZM223 245H225L226 248H225ZM243 245H244V247H243ZM113 246H114V245H113ZM119 246H117V247H118L119 249H121ZM163 246H165V247L163 248ZM166 246L169 247V249H167ZM182 246L179 245V247H182ZM191 246H192V248H191ZM197 246L199 247V248H197L199 251H198L197 249H193L194 247L196 248ZM207 246H208L209 249L207 248ZM209 246H211L212 250H210L211 248H210ZM213 246H214V247H213ZM260 246H262V247H260ZM117 247H115V248L117 249ZM129 247H128V249H126V252H127V250H131V248H129ZM160 247H161V248H160ZM172 247H173V248L176 247V248H175V252L173 251L174 249H173ZM219 247H220V248H219ZM221 247H222V248H221ZM223 247H224V248H223ZM242 247H243V248H242ZM109 248H110V247H109ZM133 248L135 249V245H134ZM144 248H145V247H144ZM170 248H171V250H170ZM177 248H178V249H177ZM187 248L190 249V250H188ZM134 249H132V251H133ZM158 249H159V250H158ZM160 249H161V250H160ZM221 249H222V251L220 252L219 250H221ZM224 249H225V251H224ZM258 249H259V250H258ZM112 250H113V247H112L111 251H112ZM178 250H179V254H178L179 257H182V254H184V256H183L182 259H179V257L176 255V256L178 257V260H176L177 257H175V253H176ZM192 250H193V251H192ZM205 250L208 251V252H206ZM213 250H214V252H215V254H214V258H216V259H215L216 261H215V260L213 261V254H212ZM231 250H232V251H231ZM111 251H109V254H112V253L115 251V249L112 251V253H111ZM116 251H117V250H116ZM116 251L114 252V254H116ZM118 251H119V250H118ZM118 251H117V252H118ZM139 251H140V252H139ZM141 251H142V253H141ZM144 251H147V252L144 253ZM153 251H155V252H153ZM156 251H157V253H156ZM161 251H165V253H162ZM168 251H169V254H168ZM188 251H191L192 253L189 252L190 254H188ZM211 251H212V252H211ZM216 251H217V252H216ZM229 251H230V253H229ZM120 252H121V251H120ZM123 252H125V251H123ZM128 252H131V251H128ZM134 252H136V251L134 250ZM134 252H132V254H133ZM158 252H161V253H158ZM172 252H174V255H172V254H173ZM182 252H185V251H182ZM198 252H199V253H198ZM205 252H206V253H205ZM214 252H213V253H214ZM218 252H219V253H218ZM222 252H223V253H222ZM227 252H228V253H227ZM232 252H233V253H232ZM238 252H239V253H238ZM118 253H119V252H118ZM121 253H122V252H121ZM121 253H119L120 255H119V254H118V255H119V256H122V257H125V258H123V259H127L128 261H130V259L134 256V255H133L131 258H129V255H130L131 253H129V255H128V254H125V253H123V255H121ZM177 253H178V252H177ZM177 253H176V254H177ZM204 253H205V254H204ZM207 253H208V254H207ZM210 253H211V254H210ZM221 253H222V254H221ZM114 254H113V255H114ZM132 254H131V255H132ZM159 254H160V255H159ZM167 254H168V255H167ZM170 254H171V256H170ZM180 254H181V255H180ZM197 254H200V255H197ZM219 254L222 255L221 258L223 257V260L227 259L228 257H231V258H228L227 260H225V262H227V263H221V262H223V260H222V259H219L218 257H216V256H219ZM225 254H226V255H225ZM227 254H228V255H227ZM230 254H234L235 256H234V255L231 256ZM241 254H242V252H241ZM85 255H86V254H84L83 256H85ZM116 255H117V254H116ZM118 255H117V256H118ZM126 255H127V256H126ZM135 255L137 256L136 253H135ZM139 255H138V256H139ZM146 255H144V256H146ZM156 255H157L158 257H157ZM164 255H165V256H164ZM166 255L168 256V258H167ZM185 255H186V256H185ZM192 255H193V257H192ZM195 255H197L198 257L195 256ZM206 255H208V256L210 257V259H208V258H207L208 256L206 257ZM229 255H230V256H229ZM236 255H237V256H236ZM58 256H59V258L62 257V255H61V257H60V255H58ZM160 256H161V257H160ZM169 256H170V258H169ZM190 256H191V257H190ZM194 256H195V257H194ZM227 256H228V257H227ZM233 256H234L235 258H234ZM262 256H263V257H262ZM85 257H86V256H85ZM85 257H84V258H85ZM127 257H128L129 259H128ZM142 257H143V256H142ZM142 257H139V258L141 259ZM163 257H165L166 259H169L170 261H169V260H166L165 258L163 259ZM173 257H174V258H173ZM188 257L191 258V260H190ZM200 257H201V258H200ZM202 257H203V258H202ZM219 257H220V256H219ZM243 257L241 256L240 258H243ZM105 258H106V257H105ZM108 258H109V256L107 257V259H108ZM136 258H137V257H136ZM153 258H154V259H153ZM155 258H157L158 261H157V259H155ZM175 258H176V259H175ZM206 258H207L208 260H207ZM211 258H212V259H211ZM217 258H218V261L220 260L219 262L217 261ZM224 258H225V259H224ZM232 258H234V259H233V260H230V259H232ZM240 258L238 259V264H240L239 262H241ZM257 258H258L259 260H258ZM260 258H261V259H260ZM133 259H135V257H134ZM137 259H138V258H137ZM149 259H148V260H149ZM186 259H187V260H186ZM200 259H201V260H200ZM204 259H205V260H204ZM249 259H250V260H249ZM255 259H256V261H255ZM0 260H1V259H0ZM59 260H60V259H58V261H59ZM99 260H100V259H99ZM110 260H111V259H110ZM127 260H125L123 264H125V262H126V264H127ZM131 260H132V259H131ZM143 260L146 261L145 257H144L142 260H140L139 262L142 263L141 261H143ZM148 260H147V261H148ZM155 260H156V261H155ZM160 260H162V263H161ZM165 260H166V261H169V262H166ZM239 260H240V261H239ZM3 261H4V260H3ZM56 261H57V260H56ZM104 261H105V260H104ZM104 261L102 262L103 264H105ZM145 261H143V262H145ZM147 261H146V264H148ZM151 261H153V262H151ZM187 261H188V262H187ZM191 261H193V262L191 263ZM194 261H196V262H194ZM202 261H203V262H202ZM230 261H231V262H232V261H235V262H232V263H231ZM248 261H249V262H248ZM253 261H254V262H253ZM100 262H101V261H100ZM100 262H99V264H101ZM105 262H106L107 264L109 263V262H107V261H105ZM130 262H131V261H130ZM130 262H128V263L131 264ZM132 262H133V261H132ZM139 262H137V263L140 264ZM159 262H160V263H159ZM163 262H164V263H163ZM3 263L13 264L12 262H6V261H4ZM16 263H18V262H16ZM121 263H122V262H121ZM121 263H120V264H121ZM250 263H249V264H250ZM0 264H2V260H1V263H0ZM14 264H15V262H14ZM19 264H20V263H19ZM59 264H61V263H59ZM133 264H134V262H133ZM170 264H172V263H170ZM205 264H206V263H205Z\"/></svg>",
    "mask_w": 264,
    "mask_h": 264
}]
</instances>
